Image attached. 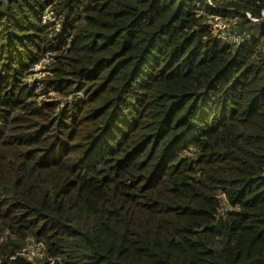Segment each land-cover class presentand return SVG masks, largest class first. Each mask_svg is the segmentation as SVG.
<instances>
[{"label":"trees","instance_id":"obj_1","mask_svg":"<svg viewBox=\"0 0 264 264\" xmlns=\"http://www.w3.org/2000/svg\"><path fill=\"white\" fill-rule=\"evenodd\" d=\"M0 258L264 264V0H0Z\"/></svg>","mask_w":264,"mask_h":264},{"label":"built area","instance_id":"obj_2","mask_svg":"<svg viewBox=\"0 0 264 264\" xmlns=\"http://www.w3.org/2000/svg\"><path fill=\"white\" fill-rule=\"evenodd\" d=\"M208 3L211 4V0H208ZM221 24L225 29H227V33H225L224 37H222L220 34L217 36L222 37L223 39H225L226 41H228L229 43H233V44H239L241 41L240 36L236 35L235 33H231L230 30L228 29L227 25L224 24L223 22H216L215 26ZM215 26H214V34H215ZM230 211L229 207L226 205L224 208H222L219 211V216L220 217H224L227 212ZM21 256L27 257L29 260H32L33 258L37 257V258H42V257H46L47 254L46 252L43 250L42 246H40L39 244H37V242H27L25 246H23L20 250V252L18 253ZM17 254V255H18ZM11 259H14V257H11ZM49 260L54 263L56 259L54 258H49ZM0 263H2V259L0 258Z\"/></svg>","mask_w":264,"mask_h":264},{"label":"rangeland","instance_id":"obj_3","mask_svg":"<svg viewBox=\"0 0 264 264\" xmlns=\"http://www.w3.org/2000/svg\"><path fill=\"white\" fill-rule=\"evenodd\" d=\"M226 23V22H225ZM227 29H225L221 24L215 26V35H221L224 37L225 33H227ZM53 60L51 58H47L44 61H40L34 68L33 73L31 72L30 75H28L27 79L25 80V83L31 87V86H37L38 91L43 90L44 84L42 80L50 74V72L47 71L46 65L50 64ZM46 70V71H45Z\"/></svg>","mask_w":264,"mask_h":264}]
</instances>
